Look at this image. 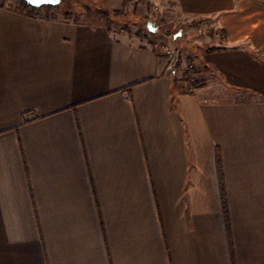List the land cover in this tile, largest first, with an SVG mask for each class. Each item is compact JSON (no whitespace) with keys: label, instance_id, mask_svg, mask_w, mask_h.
I'll list each match as a JSON object with an SVG mask.
<instances>
[{"label":"crops","instance_id":"0c3cea01","mask_svg":"<svg viewBox=\"0 0 264 264\" xmlns=\"http://www.w3.org/2000/svg\"><path fill=\"white\" fill-rule=\"evenodd\" d=\"M101 3L189 47L0 6V264H264V0Z\"/></svg>","mask_w":264,"mask_h":264},{"label":"rangeland","instance_id":"374dc122","mask_svg":"<svg viewBox=\"0 0 264 264\" xmlns=\"http://www.w3.org/2000/svg\"><path fill=\"white\" fill-rule=\"evenodd\" d=\"M21 0H4V5L9 8H19L20 7ZM61 5L58 6V8H52L49 11L45 10L44 7L38 8L36 10V14L38 16L48 19H56V20H63L65 16L66 11H73V15L68 18L70 22H78V23H89L94 22L95 20L101 19L97 13L95 12L96 2L97 0H61ZM100 2V1H99ZM102 2V1H101ZM83 6H90L92 11L86 12L87 10L83 8ZM20 9V8H19ZM122 13L121 15L111 18L109 22H106V20H103L105 24L111 29V31L114 30H126L131 32H138V36H141L142 38H146L147 36H153L157 34H165L167 33L168 38H164L165 41L159 42V45H169V41L171 42H177L180 44V48L188 46V41L186 40L185 34L188 29L183 26H175L170 30L171 27H169L165 22H163L159 17L161 16V13L158 10H154L153 14L150 15V17L146 18L139 14V8L136 6L130 5L129 3L121 9ZM48 12V13H46ZM48 14V16H47ZM163 18L170 19L171 15L165 17L163 15ZM152 22L155 26V33H151L147 28V23ZM204 22V21H203ZM202 23V22H200ZM167 29H169L167 31ZM181 32V35L178 37H175V35ZM187 38L188 34H186ZM200 36V35H197ZM216 39V38H215ZM189 40V39H188ZM192 42V41H189ZM189 47V46H188ZM187 58L182 56L174 57L175 67L179 68L180 66H183V69L185 70V60ZM184 60V61H183ZM183 61V65H180ZM184 70L182 71V74L184 73Z\"/></svg>","mask_w":264,"mask_h":264},{"label":"trees","instance_id":"16d2710c","mask_svg":"<svg viewBox=\"0 0 264 264\" xmlns=\"http://www.w3.org/2000/svg\"><path fill=\"white\" fill-rule=\"evenodd\" d=\"M101 1L102 0H97V2L95 3L96 4L95 12L97 13V15L102 20H106V22H109L111 18H114V17L121 15V13H122L121 9H119V10L118 9L117 10L107 9L102 5ZM61 3L62 2H60V4L58 6H60ZM19 5H20L19 8L21 10H26L30 15L35 16V17H39L38 14H36V10H38V9H34V8L28 6L24 0H21ZM0 6H5L4 0H0ZM58 6H55V7L43 6V7L45 8V10L49 11L52 8H58ZM83 8L87 10L86 12L92 11L90 6H83ZM46 13H48V12H46ZM72 15H73V11H66L63 21L69 22L70 20L68 18H70ZM47 16H48V14H47ZM74 23H78V22H74ZM136 34L139 35L138 32H136ZM185 62H186V64H185L184 76L187 80H190L193 84H196L197 81H196V79H194V75L203 71V68L202 69L194 68L192 62L189 61V59H186ZM222 196L224 199V196H225L224 191L222 192Z\"/></svg>","mask_w":264,"mask_h":264},{"label":"built area","instance_id":"2783aa9c","mask_svg":"<svg viewBox=\"0 0 264 264\" xmlns=\"http://www.w3.org/2000/svg\"><path fill=\"white\" fill-rule=\"evenodd\" d=\"M213 32L216 39H220L221 32L218 28L214 27L211 23L202 22L195 26L194 33L195 35H204ZM161 49L163 50L164 54L170 56L174 54V50L169 45H160Z\"/></svg>","mask_w":264,"mask_h":264},{"label":"water","instance_id":"95a60500","mask_svg":"<svg viewBox=\"0 0 264 264\" xmlns=\"http://www.w3.org/2000/svg\"><path fill=\"white\" fill-rule=\"evenodd\" d=\"M25 3L34 8V9H38L41 8L43 6H51V7H55L58 6L61 2V0H24ZM147 28L151 33H155V26L152 22H148L147 23ZM181 35V32H178L175 37H178Z\"/></svg>","mask_w":264,"mask_h":264}]
</instances>
